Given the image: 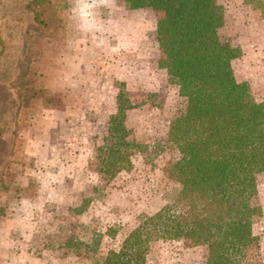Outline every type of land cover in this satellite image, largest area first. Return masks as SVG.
<instances>
[{
    "label": "rangeland",
    "instance_id": "1",
    "mask_svg": "<svg viewBox=\"0 0 264 264\" xmlns=\"http://www.w3.org/2000/svg\"><path fill=\"white\" fill-rule=\"evenodd\" d=\"M256 1L217 0L219 35L240 50L234 72L264 104V19ZM158 18L118 0H0V264H92L65 247L68 239L99 253L118 250L141 216L165 205L172 185L161 166L176 152L164 149V137L183 100L158 67ZM26 59L29 73L16 79ZM122 84L136 106L127 127L148 148L110 178L99 173V157ZM253 204L262 211L253 223V263L264 264V174ZM206 255L205 246L158 241L146 260L203 264Z\"/></svg>",
    "mask_w": 264,
    "mask_h": 264
},
{
    "label": "trees",
    "instance_id": "2",
    "mask_svg": "<svg viewBox=\"0 0 264 264\" xmlns=\"http://www.w3.org/2000/svg\"><path fill=\"white\" fill-rule=\"evenodd\" d=\"M118 1L128 10L159 15L158 67L173 78L183 100L164 137V149L176 152L161 166L172 189L160 210L141 216L123 236L118 250L99 253L96 245L75 239L65 247L92 264H147L148 248L158 241H182L206 247L203 264H257L253 223L262 211L253 199L257 177L264 174V104L255 102L249 83L234 72L241 52L219 35L222 9L217 0ZM255 8L264 19V0ZM29 62L16 79L26 77ZM135 107L122 84L107 122L109 145L99 157L100 174L114 178L129 171L135 154L148 148L126 124Z\"/></svg>",
    "mask_w": 264,
    "mask_h": 264
}]
</instances>
